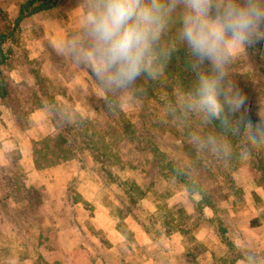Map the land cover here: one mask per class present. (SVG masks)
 <instances>
[{"label": "rangeland", "instance_id": "rangeland-1", "mask_svg": "<svg viewBox=\"0 0 264 264\" xmlns=\"http://www.w3.org/2000/svg\"><path fill=\"white\" fill-rule=\"evenodd\" d=\"M26 1L0 0V28L8 24L11 29ZM77 12V0H61L47 11L30 13L9 38L12 40L0 44V86L4 89L0 105L8 112L12 133L29 142L26 147L20 141L19 149L30 151L25 158L32 168V143L60 133L54 118L62 126L69 124L74 114L95 127L102 124L98 107L104 100L89 74L76 71L57 57L52 47L64 30L74 26ZM237 70L248 73L252 67ZM6 88L11 103H19L20 125L10 102L2 99ZM38 90L47 93L51 103L40 98L43 107L34 109ZM253 90L251 108L256 113L264 111L262 89ZM118 108L131 123L118 146L119 161L115 158L110 160V168L105 166L118 177V184L94 172L98 166L88 151L81 153V159L43 169L34 167L39 175L31 179L24 171L30 164L17 153L19 149L9 155L8 166L0 169L5 178L0 184V264H264V189L251 168L235 164L238 158L221 167L198 158L191 147H185L186 132L170 120L153 117L163 108L157 103L143 104L130 95L118 102ZM161 153L198 177L212 201L196 191L188 194L173 178L163 177L157 167ZM58 166L60 174L73 170L76 175L66 184L58 182L50 175V169ZM13 181L25 191L17 195L19 202L7 196L16 191ZM93 215L102 220L106 217L108 228L92 224L88 217ZM128 224L144 230L149 239L146 245L134 241ZM111 229L122 233L125 241L110 244ZM218 230L242 259L235 260V252H228ZM74 234L79 239L74 251L61 249Z\"/></svg>", "mask_w": 264, "mask_h": 264}, {"label": "clouds", "instance_id": "clouds-1", "mask_svg": "<svg viewBox=\"0 0 264 264\" xmlns=\"http://www.w3.org/2000/svg\"><path fill=\"white\" fill-rule=\"evenodd\" d=\"M77 8L53 51L89 74L110 110L141 79H160L183 50L191 80L164 97L161 119L186 132L198 158L264 153V111L253 121L232 79L237 67L264 59V0H77Z\"/></svg>", "mask_w": 264, "mask_h": 264}, {"label": "trees", "instance_id": "trees-1", "mask_svg": "<svg viewBox=\"0 0 264 264\" xmlns=\"http://www.w3.org/2000/svg\"><path fill=\"white\" fill-rule=\"evenodd\" d=\"M60 1L61 0H36L28 12L38 13L41 11H47L57 6ZM9 31L10 25L7 24L3 28H0V35L5 37L9 34ZM174 32L175 28H173V33ZM7 53L11 54L10 49L7 50ZM178 55L183 57V50H181ZM181 57L176 56L173 58V60L169 63L164 75L160 79L155 81L141 79L137 85L138 90L131 95L140 99L143 104L157 103L159 106H163L165 96L171 94L178 84L187 86L191 80V76L185 70L184 62ZM232 79L235 81V85L242 91V93L247 96V114L253 121H255L257 119V113L251 108L250 99L253 95L252 92H255L253 89L256 87L257 89H262V93L264 94V59L257 58V56L253 57L252 70H250L248 73H241L236 68ZM37 94H39V99H36V106L34 109H40L43 107L40 98H47V93H44L41 90H38ZM2 98L3 100L10 102L7 103L11 109V113L16 123L20 125V118L22 115L21 111H19V103L14 100H12L13 102L11 103L7 88L5 90L4 97ZM46 103L49 105L51 101L48 99V101L46 100ZM161 113L162 110L156 112L153 117L161 118ZM98 114L102 119V124H99V127H95L88 120L79 118L75 123H65L64 126H62L54 118V127H60V133L56 136L49 138L47 137L32 143V158L34 167L36 169H43L73 159H81V153L83 151H88L93 160L96 162V166H98V168H94V172L99 177H108L109 183L118 184V182H115L118 177L112 175L109 170H105V166L110 168L112 165L110 160L113 161L115 158L117 161H119L121 153H119L118 146L120 141L124 140V136L131 127V123L126 122V120L123 118L124 115L118 106L115 108V110H110L105 101L98 107ZM233 143L235 144L236 142L233 141ZM185 147H190V145L186 144ZM156 152H158V150ZM238 160L239 162L237 161L235 164L243 166L247 165L250 167L251 170L256 174V181L258 182L259 186L264 189V153L256 154L247 161H242L240 159ZM201 162V160H197V163L200 165L202 164ZM214 162L216 163L217 161ZM225 162L228 163L229 161H220L217 163L218 166L220 164L221 167L222 163ZM218 166L216 170L220 168ZM157 167L158 172L163 177L173 178L185 188L188 194H191L192 191H196L201 197H203V199L207 198L209 201H212L213 198L210 192L207 190V188H205V186H203L198 177H194L192 174L188 173L186 169L177 165L174 161H172V159H169L162 153ZM204 170L207 171L206 165L204 166ZM228 178L229 177H226V180H228ZM4 182L5 178H2V184ZM12 183L14 184L12 186L14 189L16 188V191L13 194L9 192L7 196L9 195V197L11 196L15 202H19V197L17 195L20 193V190L25 192L24 188L22 186H18V184L15 185L14 181ZM8 185L11 186L9 181ZM128 186L129 187L127 190H132V184H129ZM196 209L200 210L199 204ZM217 233L220 241L227 247L228 252H235V247L226 240L225 234L220 230H218ZM236 251L238 252L239 250L236 249ZM237 252H235L236 255L234 259H242V256L239 254V252Z\"/></svg>", "mask_w": 264, "mask_h": 264}, {"label": "crops", "instance_id": "crops-1", "mask_svg": "<svg viewBox=\"0 0 264 264\" xmlns=\"http://www.w3.org/2000/svg\"><path fill=\"white\" fill-rule=\"evenodd\" d=\"M2 36V35H1ZM7 42H9V40L7 39ZM3 99V98H2ZM8 112L5 109V107L0 105V169H3L4 166H8L9 161H8V157L11 153H13V151L18 150L19 149V145H20V141L21 143L26 147H29V142L25 140H20V138H18V136L14 135L12 133L11 130V123L8 121V119L6 118ZM19 155H21L22 158H24V160L26 159L29 163V160L27 159V157L25 158V156H27L30 151H22V149L18 150ZM32 164L28 165V167H25L24 171L28 173V177L31 179V177L33 178H37L38 177V170L34 169V167H31ZM61 168L60 166H58V168H53L50 169L51 171V176L53 177L54 180L58 181V182H62L64 184L67 183V181L71 180L75 175L73 173V170L70 173H64L60 174L61 172ZM60 174V175H59ZM69 174V175H68ZM2 178L3 176H0V184H2ZM30 183H32L30 181ZM97 186V185H96ZM98 187V186H97ZM99 189V188H97ZM66 192L65 187L63 188V194ZM51 195H55L54 192H50ZM62 194V195H63ZM101 214V213H100ZM88 219L91 221V223H95L97 222L98 224V228L101 229H107L108 227L106 226L107 222H104V220L106 221V217L104 218V220H102V217H100V215H93V216H89ZM78 221V220H77ZM76 225H78L77 223H74ZM130 231L133 233V238L134 241L139 245H146L148 243V236L146 235V233L144 232V230H142L141 228H139L137 225L134 224H128ZM245 230V234L248 233V229H246V227L243 228ZM111 233L112 236L108 237V242L113 245H117V243H122L123 241H125V237L122 233H119L116 229H111L109 231ZM75 241H79L78 236L76 234H74L71 238L66 239V241L64 242V244H61V249H65L66 247H68L69 251H74V249L77 247V243H75ZM116 241V242H115ZM60 243V242H59ZM156 264V263H155Z\"/></svg>", "mask_w": 264, "mask_h": 264}, {"label": "water", "instance_id": "water-1", "mask_svg": "<svg viewBox=\"0 0 264 264\" xmlns=\"http://www.w3.org/2000/svg\"><path fill=\"white\" fill-rule=\"evenodd\" d=\"M35 1H36V0H27V1L21 6L20 13H19V15L17 16V18L14 20V22H13V24H12V27H11V29H10V31H9V34H8L7 36H5V37L0 36V38H2V39H0V44H1L4 40L9 39V38L14 34V32L16 31V29L20 26L21 22H22L26 17L29 16L30 13L28 12V10H29L30 6H31ZM3 91H4L3 87L0 86V96L3 95Z\"/></svg>", "mask_w": 264, "mask_h": 264}]
</instances>
